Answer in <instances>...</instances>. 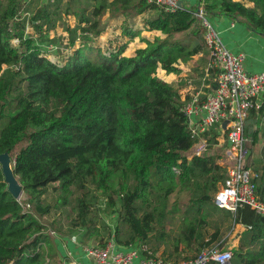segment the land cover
<instances>
[{
    "label": "trees",
    "instance_id": "1",
    "mask_svg": "<svg viewBox=\"0 0 264 264\" xmlns=\"http://www.w3.org/2000/svg\"><path fill=\"white\" fill-rule=\"evenodd\" d=\"M61 3L29 9L25 0H0V153L14 152L13 172L27 197L11 195L0 167V264H60L53 255V225L42 219L69 205L83 241L145 243L152 255L154 241L165 238L175 249L182 243L197 254L215 246L223 250L225 232L241 224L230 264H264V215L242 205L214 218L213 195L226 177L217 160L227 129L216 124L194 133L181 111L189 98L182 100L179 87L157 76L158 68L179 73L180 62L206 48L196 6L167 12L147 0H98L87 13L79 0H68L63 12ZM200 3L204 14L226 15L264 37V0ZM108 9L110 17L124 19L121 34L102 50L96 37ZM67 15L76 24L65 22L52 37ZM138 22L161 36L141 37L144 46L126 56L123 35L141 32ZM259 102L243 121L250 154L264 138V92ZM200 140L206 142L203 154L188 157ZM260 153L263 165L246 167L264 204V143ZM90 186L103 196L111 224L94 214L98 202ZM49 189L52 203L44 197Z\"/></svg>",
    "mask_w": 264,
    "mask_h": 264
},
{
    "label": "built area",
    "instance_id": "2",
    "mask_svg": "<svg viewBox=\"0 0 264 264\" xmlns=\"http://www.w3.org/2000/svg\"><path fill=\"white\" fill-rule=\"evenodd\" d=\"M54 1L45 0L46 3ZM147 2L156 4L167 12H174L180 7L178 0ZM195 15L204 29L203 37L208 52L207 76L214 72L215 82L203 99L194 95L184 102L181 111L188 118L194 133H202L216 124L227 129L228 148L225 156L228 157L229 164H225L226 177L213 196L214 204L232 212L242 205H248L264 215V204L256 198L251 180L253 172L244 163L247 150L243 136L244 118L250 110L257 109L260 105L259 97L264 92V71L248 72L244 67V53L232 52L223 44L203 9H197ZM84 253L93 259L94 264H207L209 261L230 264L232 257L231 251L206 248L193 257L171 262L152 255L145 243L119 251L113 239L107 240L102 246L88 245L84 248ZM66 264L81 263L71 256Z\"/></svg>",
    "mask_w": 264,
    "mask_h": 264
},
{
    "label": "crops",
    "instance_id": "3",
    "mask_svg": "<svg viewBox=\"0 0 264 264\" xmlns=\"http://www.w3.org/2000/svg\"><path fill=\"white\" fill-rule=\"evenodd\" d=\"M25 1L27 2L26 6H28L29 9H37L46 3L45 1L39 2V0H33V1L25 0ZM79 1L80 3L87 4V13L90 12L91 9H93L94 7L93 5H96V3L98 2V0H79ZM178 1L180 6L182 7L193 8L196 6L197 9L199 8L202 9L201 3L199 4L200 0H178ZM76 5L70 6L71 12L76 9ZM67 7H68V0H62V3L60 4L61 11L63 12L64 9ZM109 14H110V10L108 9L102 15V22L105 23L106 25L104 27L105 28L104 31H102L99 36H101L104 33L106 38H105V42L101 45H107L108 41H110V39L113 36L121 34V30L119 29L118 24L122 22L124 17L121 16L110 17ZM67 16H68V20H65V18H63L62 22L58 24L59 26L64 25L65 22L66 23L68 22L70 26H74L76 24V18L73 15H67ZM205 16L208 18L209 22L220 36L223 44L230 51L244 53L246 58L244 62V67L248 72L264 71V37L263 36L258 35L255 32L247 29L241 22L234 20L226 15H222L218 13H206ZM138 27L142 29V25L140 22H138ZM107 32L109 34H107ZM143 36L152 38L153 36H161V32L156 30L146 31L142 29L141 32H139L134 36L135 38L138 37L137 44L139 45L137 47L144 46V44L140 40V38ZM123 37H124V42H127V46H126V50H127L129 44L128 40L129 39L133 40V38L128 37L129 39L127 40V36L123 35ZM126 56H130V55H126ZM207 60H208V52L207 49L204 48V50L200 51L197 54H194L192 58H190L188 61L180 62L179 67L181 71L179 73H166L164 69L158 68L157 76L163 79L164 81L168 82L169 84H172L175 87H179V92L182 100H184L185 98L190 99L194 95H198L200 99H203L205 95L213 88L215 82L214 72L207 76V72H206ZM256 119H258V117H256ZM256 125L257 124H255L254 127H256ZM262 125H264V118L261 119L259 126ZM201 143L203 144V146L199 150V152L194 151L193 148ZM226 143L228 145L227 139H226ZM259 143H261V146L264 143V138L261 136L257 144ZM205 148H206L205 140L198 141L189 150L188 157H191L192 155L203 154ZM217 162L221 165L226 166L225 164H229V159L227 156L223 158L220 157L217 160ZM220 186L221 184H219L218 188ZM214 208H215L214 218L217 219L218 216H221L224 210L223 208H219V207H214ZM175 219H177V221H174V223H177L179 221V217H176ZM242 230H243V226L241 224H236L234 226H231L225 232L223 238L221 239L223 240L226 237H228L226 243H224L225 249L223 250L221 249L220 251H230L232 247L237 246L240 237V232ZM164 240L167 239L165 238ZM164 240L159 239L157 241H154V255L164 260L167 259L166 261L178 262L180 260L193 257L197 254L191 249L189 250V248H184V245L182 243H180L178 245V248L175 249L172 243ZM53 242L56 248L55 249L56 251L53 255L55 261H57L58 263L60 262V264H66V262L72 256L76 258L78 262H80L81 264H94L93 259L85 255L84 253V248L90 245V243L75 242L71 240V238H69L67 235H63V236L56 235L54 236ZM135 246H137V244H133L128 247L117 246V250L126 251L129 248ZM217 249L219 248L217 247Z\"/></svg>",
    "mask_w": 264,
    "mask_h": 264
},
{
    "label": "rangeland",
    "instance_id": "4",
    "mask_svg": "<svg viewBox=\"0 0 264 264\" xmlns=\"http://www.w3.org/2000/svg\"><path fill=\"white\" fill-rule=\"evenodd\" d=\"M33 1V0H31ZM45 0H39V2H43ZM67 19V18H66ZM60 24V23H58ZM57 24V28L51 32V36H55L54 34H56V30H61L62 26L58 25ZM28 31L26 33L28 34H31L32 31L29 29H27ZM59 34H62L61 32ZM107 34H109L107 32ZM147 34V33H146ZM52 36V37H53ZM105 35L104 33L99 36V37H96V41L100 44V48L102 50H105L106 48V45H101L105 42ZM129 38L127 37V40ZM129 41V44H128V49L125 51V55H133L134 53V48L137 47L139 44H137L138 42V37H134L133 40H128ZM65 45H61V47H63ZM65 49V48H64ZM55 50V49H54ZM57 51V50H56ZM56 51H53V53H55ZM67 53H63L62 55H60V60H63L64 58H66V55ZM96 52H90L89 56L94 58L96 57ZM99 56H101L99 54ZM158 74V72H157ZM220 148V147H219ZM228 148V145L226 143V141L224 143H222V146H221V157H225V151L226 149ZM220 149H219V152H220ZM261 143L257 144L255 146V149H254V152L253 153H249L247 152V155L245 156V159H244V163L245 164H248L252 169L255 168V165H257L258 167L259 166H262L263 165V162L261 161ZM189 153V152H188ZM10 155L12 156V159H13V155H14V152L10 153ZM255 162V165L253 163ZM90 191L91 193L95 194L97 196V199L96 201L98 202V206H97V209L94 210V214H96L97 218L99 221H105L106 223H110L112 222V218L111 217H108L106 216L104 213H103V209L104 206H105V201H104V198L102 195H100V193L98 191H96L94 189L93 186H90ZM46 201L48 202H54L55 200V194L53 191H51V189H49V191L44 195ZM27 197L24 195V193L22 192L21 196L19 199L21 200H25ZM174 199V195H171L170 196V202H172ZM97 211V213H96ZM75 212H74V209L72 208L71 205L65 207L64 209H53L51 211L50 214L44 216V218L42 219L43 223H49L51 222V224L53 225V231L56 233L54 236H63V235H67L69 238H71V240L75 241V242H85V243H88L86 241H83V229L79 228V229H75ZM175 221V220H174ZM175 226V223L174 225ZM167 228H169V224L167 226ZM72 231L71 233L69 234H63V233H67L69 231ZM51 231V232H53ZM53 234V233H52ZM91 244H94L93 242H90V245Z\"/></svg>",
    "mask_w": 264,
    "mask_h": 264
},
{
    "label": "water",
    "instance_id": "5",
    "mask_svg": "<svg viewBox=\"0 0 264 264\" xmlns=\"http://www.w3.org/2000/svg\"><path fill=\"white\" fill-rule=\"evenodd\" d=\"M13 164L14 162L10 153H0V167L4 182L7 184V189L11 195L16 199H19L22 194V188L14 175Z\"/></svg>",
    "mask_w": 264,
    "mask_h": 264
},
{
    "label": "bare ground",
    "instance_id": "6",
    "mask_svg": "<svg viewBox=\"0 0 264 264\" xmlns=\"http://www.w3.org/2000/svg\"><path fill=\"white\" fill-rule=\"evenodd\" d=\"M202 146H203L202 143H201V144H198V145H196V146L193 148V150L196 151V152H199V150L202 148Z\"/></svg>",
    "mask_w": 264,
    "mask_h": 264
}]
</instances>
